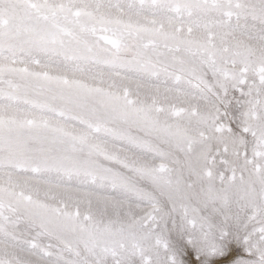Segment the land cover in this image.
Returning <instances> with one entry per match:
<instances>
[{"label":"snow or ice","instance_id":"snow-or-ice-1","mask_svg":"<svg viewBox=\"0 0 264 264\" xmlns=\"http://www.w3.org/2000/svg\"><path fill=\"white\" fill-rule=\"evenodd\" d=\"M0 264H264V0H0Z\"/></svg>","mask_w":264,"mask_h":264}]
</instances>
